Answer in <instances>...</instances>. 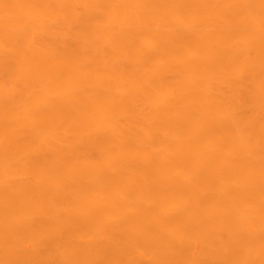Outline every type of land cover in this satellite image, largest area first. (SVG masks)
<instances>
[{
	"label": "bare ground",
	"instance_id": "6f19581e",
	"mask_svg": "<svg viewBox=\"0 0 264 264\" xmlns=\"http://www.w3.org/2000/svg\"><path fill=\"white\" fill-rule=\"evenodd\" d=\"M0 264H264V0H0Z\"/></svg>",
	"mask_w": 264,
	"mask_h": 264
}]
</instances>
